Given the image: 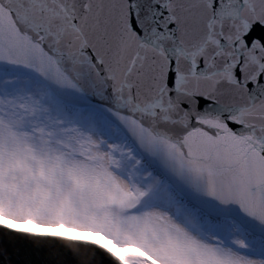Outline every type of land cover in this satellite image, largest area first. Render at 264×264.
I'll return each instance as SVG.
<instances>
[{
    "label": "snow or ice",
    "instance_id": "6c2138e0",
    "mask_svg": "<svg viewBox=\"0 0 264 264\" xmlns=\"http://www.w3.org/2000/svg\"><path fill=\"white\" fill-rule=\"evenodd\" d=\"M6 128L72 195L0 198V264H124L61 224L128 264H264V0H0Z\"/></svg>",
    "mask_w": 264,
    "mask_h": 264
},
{
    "label": "rangeland",
    "instance_id": "374dc122",
    "mask_svg": "<svg viewBox=\"0 0 264 264\" xmlns=\"http://www.w3.org/2000/svg\"><path fill=\"white\" fill-rule=\"evenodd\" d=\"M34 156L31 147L21 143L16 133L5 129V139L0 143V198L6 200H16L20 203H40L49 204L63 202L64 210L70 207L69 200L72 195L70 191H65L52 176L33 173L30 167V158ZM73 183L78 193L91 190L86 186L83 180H76ZM87 207L82 208L76 215L77 219L84 220L88 214ZM2 219V217H0ZM9 221V224H12ZM26 229L36 226L29 223L24 226ZM54 234L67 235L80 239H93L95 242L108 247L112 252L119 256L126 264L128 261L124 257L129 254L143 255L139 248L124 247L118 248L111 240L106 239L100 232L81 230L79 227H65L63 224L51 229ZM155 264V262H153Z\"/></svg>",
    "mask_w": 264,
    "mask_h": 264
},
{
    "label": "water",
    "instance_id": "95a60500",
    "mask_svg": "<svg viewBox=\"0 0 264 264\" xmlns=\"http://www.w3.org/2000/svg\"><path fill=\"white\" fill-rule=\"evenodd\" d=\"M78 239H80V238H78ZM6 243H10V244L15 245V244L18 243V241H17V239L15 237H11V236L3 237V236H0V245L6 244ZM69 246L72 247V250H73L74 253H78V249L74 245H69ZM106 248H108V247H106ZM40 255L41 254L39 252H37V258H40ZM45 258H48V257L45 256ZM61 259L68 261L69 264H72L73 261L77 262V264H78V262L80 261L81 257L80 256H76V255H69L67 250H65V252L61 255ZM87 260H91V254H89V256L87 257ZM95 261H96V264H99V257H95ZM124 264H126V263L124 262Z\"/></svg>",
    "mask_w": 264,
    "mask_h": 264
},
{
    "label": "bare ground",
    "instance_id": "6f19581e",
    "mask_svg": "<svg viewBox=\"0 0 264 264\" xmlns=\"http://www.w3.org/2000/svg\"><path fill=\"white\" fill-rule=\"evenodd\" d=\"M97 243V242H96Z\"/></svg>",
    "mask_w": 264,
    "mask_h": 264
}]
</instances>
